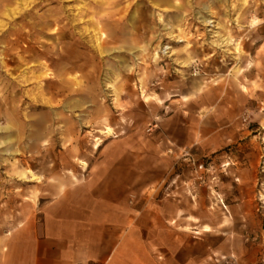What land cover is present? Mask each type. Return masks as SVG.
Segmentation results:
<instances>
[{
	"label": "rangeland",
	"instance_id": "obj_1",
	"mask_svg": "<svg viewBox=\"0 0 264 264\" xmlns=\"http://www.w3.org/2000/svg\"><path fill=\"white\" fill-rule=\"evenodd\" d=\"M115 158L187 255L264 264V0H0V235Z\"/></svg>",
	"mask_w": 264,
	"mask_h": 264
},
{
	"label": "crops",
	"instance_id": "obj_2",
	"mask_svg": "<svg viewBox=\"0 0 264 264\" xmlns=\"http://www.w3.org/2000/svg\"><path fill=\"white\" fill-rule=\"evenodd\" d=\"M158 146V160L166 162V147ZM107 166L0 235V264H210L203 238L194 242L204 243L197 255L172 241L170 204L159 188L142 197L138 184L131 189L125 159Z\"/></svg>",
	"mask_w": 264,
	"mask_h": 264
},
{
	"label": "bare ground",
	"instance_id": "obj_3",
	"mask_svg": "<svg viewBox=\"0 0 264 264\" xmlns=\"http://www.w3.org/2000/svg\"><path fill=\"white\" fill-rule=\"evenodd\" d=\"M175 2H174V4L173 5H170V7H172V8H174L175 7ZM202 22H204V23H206V25H208V26H210V24L209 23H212L213 21H210V20H206L205 18H203L202 17ZM207 26V27H208ZM215 28H219V27H217V26H215ZM214 36H216L218 39H219V41L217 42V41H212V46L213 47H216V48H222V47H225V46H227V45H229V40H230V38L228 37V36H225V37H223L220 33H217V32H215V35ZM165 49H170V47H166ZM110 131H111V129L109 128V127H107V130L105 131V133L106 134H109L110 133ZM97 144V143H96ZM99 144H97V146H98Z\"/></svg>",
	"mask_w": 264,
	"mask_h": 264
}]
</instances>
